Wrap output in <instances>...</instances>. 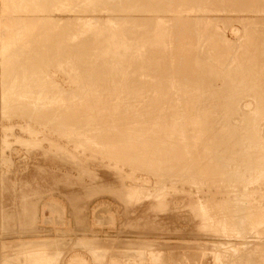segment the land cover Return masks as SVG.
I'll list each match as a JSON object with an SVG mask.
<instances>
[{
	"label": "rangeland",
	"instance_id": "obj_1",
	"mask_svg": "<svg viewBox=\"0 0 264 264\" xmlns=\"http://www.w3.org/2000/svg\"><path fill=\"white\" fill-rule=\"evenodd\" d=\"M8 1L0 0V264H37L43 257L46 260L54 258L55 264H264V174L260 177V172L264 173L263 162H260L264 160V153H254L257 149L264 152V147H261V143H264V112L261 111L263 117L257 114L260 106L261 109L264 108V0H155V4L154 0H26L28 4L35 2L33 6L24 0ZM84 2L86 3L82 4ZM21 6H27V9L25 7L24 10ZM81 18H84V23ZM114 24H117L116 27ZM160 24L165 27L161 29L166 30V38V33L158 30ZM112 25L114 26L111 27ZM117 27H120L118 32L122 31L121 34L116 32ZM110 30L111 33L116 32V37ZM159 31H162L161 35L158 34ZM57 32L58 35H55ZM69 35L73 37L70 38ZM117 35L125 41L121 43ZM157 35L161 41L157 39ZM113 36L114 41L117 39L120 43L117 40L116 44L108 43L109 40L112 42ZM153 38H156L154 42ZM126 40L132 41L133 50L130 46L132 44L128 41L129 45ZM123 42L130 47H126L127 44L124 45ZM161 42L164 50L162 46L159 47ZM117 43L125 47L120 46L119 50ZM142 43L147 46L143 45L146 48L140 53L143 48L139 49L137 46L140 44V47ZM150 43L155 46H149ZM115 45H118L115 49L120 51V57L114 56ZM135 47L139 49L136 51L140 58L136 55ZM126 48L131 49L125 50V54L121 50ZM251 85H256L255 88L259 89L258 97L255 92L253 96V91H250L255 89ZM9 87H12V91ZM14 87L17 92L20 88L19 93H14V98H20L24 92L20 100L24 99L23 103L29 101V106L31 110L34 106L35 113L25 103V108L22 104L18 106L22 102L16 99L18 103L20 101L17 104L13 98ZM254 91L257 92L256 89ZM10 92L11 95H8ZM236 92H239L240 99ZM141 93L142 96H139ZM26 96H30L32 101L35 98V101H39L44 97L43 104L41 100V104L38 101L31 104V99ZM256 97L261 99L259 109L257 106L260 102L256 103ZM6 98L14 99L16 105H11L15 104L14 101L11 100L10 103ZM60 98L61 104L57 100ZM62 98L66 102H62ZM91 98L94 102L89 100ZM105 102L110 108H100L102 105L108 106ZM117 102L120 104L117 105ZM91 104L94 106L93 111ZM111 104L116 108L113 105L112 108ZM132 104L134 105L131 106ZM237 104L241 110L237 108ZM40 106L41 111L35 109ZM95 106L99 107V111H95ZM162 107L167 110V114L165 111L161 112ZM64 108L68 110L65 111ZM140 108L146 109V116L144 111V116H141V110L137 111ZM113 109L115 112L122 110L124 114L120 111L119 116L120 112L116 114ZM131 110L139 113L135 114L137 117L140 115V120L132 112L136 118L133 121L130 117ZM125 111L126 114L129 111L127 117L122 116ZM244 112L247 113L246 117L251 112L250 115L256 114L257 118H263L260 119L261 123H257L259 120L255 121L263 129L258 130L254 123L257 133L261 134L260 141L262 138L261 142H253L254 146L249 142L248 136H243L245 128H239L243 121L241 117L244 119L241 114H245ZM52 113H60L57 122L51 119ZM91 113H98L95 115L97 120H94V114ZM45 114L51 117L46 119ZM193 116L197 117L194 118L196 123L194 119L190 120ZM72 117L74 118L71 119ZM92 117L93 120L90 119ZM162 117L167 119L164 121ZM173 117L182 123L178 125L179 121L173 120ZM142 118L144 121L141 122ZM145 118L150 121H145ZM152 119L158 129L151 123ZM114 120L120 124L117 125ZM125 120L131 123L130 126ZM184 120H188L189 124ZM123 121L133 132L138 129L136 127H144L146 122L153 126L149 124L150 129L149 125H145L144 129L148 127L147 132L141 128L142 134L146 132L143 135L140 133L141 136L136 134L139 129L132 134L138 135V142L132 135L130 139L129 133L133 132L127 129L125 123V127L121 126L123 131L121 130L119 126ZM135 121L136 125L133 123ZM98 122L105 125L104 131L96 128ZM103 122H110V127ZM197 122H201L199 126ZM167 123H170V127ZM245 123H242L243 126L247 125ZM115 124L116 127L113 128ZM162 125L167 130L162 131ZM72 127L75 130L77 128V132ZM149 130L151 133L155 131L156 135L169 131L174 134V138L178 135L177 132H181V137L175 138L176 142L179 138L177 143L180 142L177 149L171 144L174 140L166 145L170 149L159 148L155 144L156 135L153 133L150 136ZM105 131H109L111 136L108 133L105 137ZM124 131L129 134V139ZM197 133L200 138H197ZM211 135L215 136L214 139ZM145 136H150V139ZM142 137L145 139L142 140ZM181 138L185 140L184 144ZM201 138L207 142L202 143ZM129 140H132L131 145ZM146 140L148 143H145ZM151 142L152 147L149 145ZM135 143L137 144L133 145ZM139 143L141 144L138 145ZM256 144L260 146L257 149ZM140 146L143 148H139ZM154 149L159 150L156 151L158 156ZM143 150L147 152H142ZM177 151L182 154L179 152L180 155H177ZM173 153L180 158L174 157ZM256 155L262 159L258 160ZM132 156L134 159L140 156L144 161L140 157V160L133 161ZM256 161L259 164L256 165ZM153 164L156 165L155 168L151 167ZM247 164L251 167L246 166ZM221 221L223 223L220 226Z\"/></svg>",
	"mask_w": 264,
	"mask_h": 264
},
{
	"label": "bare ground",
	"instance_id": "obj_2",
	"mask_svg": "<svg viewBox=\"0 0 264 264\" xmlns=\"http://www.w3.org/2000/svg\"><path fill=\"white\" fill-rule=\"evenodd\" d=\"M9 1H10V0H9ZM9 1H8V2H9ZM24 1H26V0H24ZM27 1H29V0H27ZM27 1H26V2H27ZM30 1H31V0H30ZM33 1H34V0H33ZM33 1H32V2H33ZM36 1H37V0H36ZM76 1H77V0H76ZM158 1H159V0H158ZM161 1H162V0H161ZM22 2H23V1H22ZM48 2H49V1H48ZM89 2H90V1H89ZM125 2H126V1H125ZM150 2H151V1H150ZM195 2H196V1H195ZM242 2H243V1H242ZM23 3H24V2H23ZM33 3L36 4L35 2H33ZM33 3L28 4V2H27V4L30 5V6H33V5H32ZM41 3H42V2H41ZM72 3H73V2H72ZM78 3H79V2H78ZM85 3H86V2H84V3H82V4H85ZM123 3H124V2H123ZM163 3H164V2H163ZM197 3H198V2H197ZM217 3H218V2H217ZM14 4H15V3H13V5H14ZM19 4H20V3H19ZM21 4H22V3H21ZM24 4L26 5V3H24ZM67 4H68V3H67ZM74 4H75V3H74ZM140 4H141V3H140ZM154 4H155V0H154ZM164 4H165V3H164ZM164 4H163V5H164ZM22 5H23V4H22ZM28 5H27V6H28ZM64 5H66V4H64ZM131 5H132V4H131ZM144 5H145V4H144ZM193 5H194V4H193ZM229 5H230V4H229ZM5 6H7V5H5ZM8 6H9V5H8ZM14 6H15V5H14ZM16 6H17V5H16ZM16 6H15V7H16ZM27 6H25L26 9H27ZM30 6H29V7H30ZM38 6H39V5H38ZM53 6H54V5H53ZM56 6H57V5H56ZM89 6H90V5H89ZM155 6H156V5H155ZM194 6H195V5H194ZM235 6H236V5H235ZM15 7H14V8H15ZM17 7H18V6H17ZM21 7H22L23 9L25 8V7H23V6H21ZM69 7H70V6H69ZM134 7H135V6H134ZM166 7H167V6H166ZM186 7H187V6H186ZM19 8H20V7H19ZM52 8H54V7H52ZM59 8H60V7H59ZM126 8H127V7H126ZM147 8H148V7H147ZM161 8H162V7H161ZM233 8H234V7H233ZM16 9H17V8H16ZM30 9H31V8H30ZM68 9H69V8H68ZM86 9H87V8H86ZM257 9H258V8H257ZM14 10H15V9H14ZM18 10H19V9H18ZM20 10H21V8H20ZM24 10H25V9H24ZM99 10H100V9H99ZM127 10H128V9H127ZM135 10H136V8H135ZM233 10H234V9H233ZM66 11H67V10H66ZM83 11H84V10H83ZM154 11H155V10H154ZM162 11H164V10H162ZM192 11H193V10H192ZM11 12H12V11H11ZM197 12H198V11H197ZM197 12H196V13H197ZM202 12H203V11H202ZM157 13H158V12H157ZM233 13H234V12H233ZM32 14H33V13H32ZM160 14H162V12H161ZM181 14H182V13H181ZM254 14H255V13H254ZM129 15H130V14H129ZM150 15H151V14H150ZM178 15H179V14H178ZM192 15H193V14H192ZM8 16H10V15H8ZM14 17H15V16H14ZM23 18H24V17H23ZM197 18H198V17H197ZM227 18H228V17H227ZM9 19H10V18H9ZM81 19H82V18H81ZM83 19H84V18H83ZM83 19H82V20H83ZM148 19H149V18H148ZM171 19H172V18H171ZM177 19H178V18H177ZM203 19H204V18H203ZM48 20H49V19H48ZM82 20H81V21H82ZM109 20H110V19H109ZM156 20H157V17H156ZM193 20H194V18H193ZM15 21H16V19H15ZM67 21H68V20H67ZM85 21H86V20H85ZM98 21H99V20H98ZM110 21H111V20H110ZM194 21H195V20H194ZM8 22H9V21H8ZM72 22H73V21H72ZM151 22H152V21H151ZM179 22H180V21H179ZM199 22H200V21H199ZM202 22H204V21H202ZM3 23H4V22H3ZM14 23H15V22H14ZM73 23H74V22H73ZM83 23H84V20H83ZM114 23H115V22H114ZM4 24H5V23H4ZM10 24H11V23H10ZM23 24H24V23H23ZM25 24H26V23H25ZM50 24H51V23H50ZM79 24H80V23H79ZM200 24H201V23H200ZM13 25H14V24H13ZM28 25H29V24H28ZM56 25H57V24H56ZM84 25H85V24H84ZM87 25H88V24H87ZM90 25H91V24L89 23V26H90ZM94 25H95V24H94ZM114 25H115V24H114ZM114 25H112L111 27H113ZM116 25H117V24H116ZM116 25H115L114 27H116ZM120 25H121V24H120ZM122 25H123V24H122ZM179 25H180V24H179ZM198 25H199V23H198ZM19 26H20V25H19ZM85 26H86V25H85ZM155 26H156V25H155ZM247 26H248V25H247ZM62 27H63V26H62ZM76 27H77V26H76ZM83 27H84V26H83ZM83 27H81V28H83ZM87 27H88V26H87ZM94 27H95V26H94ZM161 27H163V26H161V24H160V27H159L158 30H160ZM170 27H171V26H170ZM195 27H196V26H195ZM206 27H207V26H206ZM29 28H30V27H29ZM66 28H67V27H66ZM68 28H69V27H68ZM117 28H118V27H117ZM163 28H165V27H163ZM163 28H162V29H163ZM180 28H181V27H180ZM56 29H57V27H56ZM72 29H73V28H72ZM72 29H71V30H72ZM79 29H80V28H79ZM119 29H120V27H119L117 30L114 28V30H116V32H118ZM162 29H161V30H162ZM11 30H12V29H11ZM20 30H21V29H20ZM74 30H75V29H74ZM111 30H112V29H111ZM111 30H110V33H111ZM121 30H122V27H121ZM148 30H149V29H148ZM148 30H147V31H148ZM158 30H157V31H158ZM184 30H185V29H184ZM244 30H245V29H244ZM76 31H77V30H76ZM76 31H75V32H76ZM112 31H113V30H112ZM157 31H156V34H157ZM162 31H163V30H162ZM162 31H159L158 34H159L160 32H162ZM165 31H166V30H165ZM165 31H163L162 33L165 34V33H166ZM217 31H218V30H217ZM248 31H249V30H248ZM257 31H258V30H257ZM7 32H8V31H7ZM50 32H51V31H50ZM75 32H74V33H75ZM116 32H115V33H116ZM177 32H178V31H177ZM22 33H23V32H22ZM65 33H66V32H65ZM65 33H62V34H65ZM74 33H72V34H74ZM102 33H103V32H102ZM112 33H113V32H112ZM112 33H111V34H112ZM115 33H113V34L115 35ZM118 33H120V32H118ZM121 33H122V31H121ZM121 33H120V34H121ZM138 33H139V32H138ZM53 34H55V33H53ZM67 34H68V32H67ZM69 34H70V33H69ZM77 34H78V33H77ZM85 34H86V32H85ZM120 34H119V36H121ZM29 35H30V34H29ZM32 35H33V34H32ZM55 35H58V32H57V34H55ZM74 35H75V34H74ZM159 35H161V33H160ZM165 35H166V36H165V38H166V37H167V33H166ZM21 36H22V35H21ZM26 36H27V35H26ZM35 36H36V35H35ZM46 36H47V35H46ZM49 36H50V34H49ZM51 36H53V35H51ZM59 36H60V35H59ZM65 36H66V34H65ZM65 36H64V37H65ZM69 36H70V38L73 37V36H71V35H69ZM75 36H76V35H75ZM117 36H118V35H117ZM119 36H118L117 38H119ZM145 36H146V35H145ZM155 36H156V35H155ZM157 36H158V35H157ZM170 36H171V35H170ZM204 36H205V35H204ZM213 36H214V35H213ZM24 37H25V36H24ZM57 37H58V36H57ZM108 37H109V35H108ZM115 37H116V35H115ZM115 37H114V36L112 37V42H110L111 40H109V41L107 40L108 43L111 44V43L114 42V44H116L115 41H116L117 39H115V41H114V38H115ZM121 37H122V36H121ZM121 37H120V38H121ZM153 37H154V36H153ZM160 37L163 38V36H160ZM209 37H210V36H209ZM13 38H14V37H13ZM18 38H19V37H18ZM46 38H48V37H46ZM50 38H51V37H50ZM105 38H106V36H105ZM120 38H119V40L121 41V43H122V41H125L124 39L121 40ZM156 38H157V37H156ZM156 38H155V40H156ZM15 39H16V38H15ZM38 39H39V38H38ZM44 39H45V38H44ZM66 39H67V38H66ZM103 39H104V38H103ZM103 39H102V41H103ZM109 39H111V37H109ZM127 39H128V38H127ZM143 39H144V38H143ZM157 39H159V41H161L160 38H159V36H158ZM201 39H202V38H201ZM210 39H211V38H210ZM210 39H209V40H210ZM255 39H256V38H255ZM11 40H12V39H11ZM13 40H14V39H13ZM35 40H36V38H35ZM48 40L50 41V39H48ZM63 40H64V39H63ZM119 40H117L118 43H120ZM153 40H154V38L152 39V41H153ZM155 40H154V41H155ZM216 40H217V39H216ZM225 40H226V39H225ZM14 41H16V40H14ZM51 41H52V40H51ZM58 41H59V38H58V40H57V43H58ZM76 41H77V40H76ZM93 41H94V40H93ZM102 41H101V42H102ZM126 41L128 42L129 40H126ZM144 41H145V40H144ZM149 41H150V40H149ZM154 41H153V42H154ZM34 42H35V41H34ZM34 42H33V43H34ZM45 42H46V41H45ZM61 42H62V41H61ZM129 42H130V41H129ZM129 42H128L129 45H130V43L132 44V41H131L130 43H129ZM136 42H137V41H136ZM2 43H3V42H2ZM9 43H10V42H9ZM65 43H66V42H65ZM88 43H89V42H88ZM118 43H117V44H118ZM123 43H124V45L127 44V43L125 44V42H123ZM163 43H165V42H163ZM210 43H211V42H210ZM212 43H213V42H212ZM212 43H211V45H215V44H212ZM214 43H216V42H214ZM217 43H218V42H217ZM246 43H247V42H246ZM40 44H41V43H40ZM63 44H64V43H63ZM75 44H76V43H75ZM91 44H92V43H91ZM91 44H90V45H91ZM95 44H96V43H95ZM114 44H113V45H114ZM128 44H127L126 47H130V46H132V50H133V46H134V44H132V45H130V46H128ZM137 44H138V43H136V45H137ZM152 44H153V43H152ZM152 44L150 43L149 46L152 45ZM157 44H158V43H156V45H157ZM184 44H185V43H184ZM250 44H251V43H250ZM2 45H3V44H2ZM30 45H31V44H30ZM50 45H51V44H50ZM59 45H62V43L59 44ZM93 45H94V42H93ZM98 45H99V44H98ZM113 45H111V46H113ZM118 45H119V44H118ZM118 45H115V47H113V48L115 49ZM124 45H121V44H120V45L118 46V49L120 50V49H121L120 46H124ZM136 45H135V46H136ZM139 45H140V44H139ZM139 45L137 46L139 49L143 48V49L140 50L139 52H140V53H141V51L144 52V49H145L146 47L144 48L143 45L147 46V44H143V43H142V45H141L140 47H139ZM153 45L155 46V44H153ZM159 45H160L159 47L162 46V49H163V45H164V44H162V42H161V44L159 43ZM7 46H8V45H7ZM9 46H10V44H9ZM39 46H40V45H39ZM51 46H52V45H51ZM55 46H56V43H55ZM111 46H110L109 48H111ZM157 46H158V45H157ZM165 46H166V45H165ZM225 46H226V45H225ZM225 46H224V47H225ZM28 47H29V45H28ZM37 47H38V46H37ZM57 47H58V44H57ZM97 47H98V46H97ZM124 47H125V46H124ZM137 47H135V49H134L135 51H136V50H139ZM151 47L153 48V46H151ZM175 47H176V46H175ZM179 47H180V46H179ZM200 47H201V46H200ZM217 47H218V46H217ZM7 48H8V47H7ZM12 48H13V47H12ZM42 48H43V47H42ZM59 48H60V47H59ZM79 48H80V47H79ZM113 48H112V49H113ZM156 48H157V47H156ZM92 49H93V48H92ZM114 49H113V50H114ZM116 49H117V48H116ZM116 49H115L114 51L117 52ZM122 49H123V48H122ZM130 49H131V48H130ZM130 49H127V48H126V49L121 50V51H124L125 54H126V53H127L126 51H127V50H130ZM148 49H149V48H148ZM184 49H185V48H184ZM221 49H223V47H222ZM248 49H249V48H248ZM2 50H3V49H2ZM36 50H37V49H36ZM53 50H54V49H53ZM57 50H58V49H57ZM85 50H86V49H85ZM90 50H91V49H90ZM96 50H97V48H96ZM99 50H100V49H99ZM107 50H108V48H107ZM125 50H126V51H125ZM132 50H131V52L133 53ZM163 50H164V49H163ZM230 50H231V49H230ZM13 51H14V50H13ZM40 51H41V50H40ZM79 51H81V49H80ZM88 51H89V50H88ZM101 51H102V50H101ZM105 51H106V50H105ZM145 51H146V50H145ZM161 51H162V50H161ZM176 51H177V50H176ZM176 51H175V52H176ZM186 51H187V50H186ZM220 51H221V50H220ZM238 51H239V50H238ZM7 52H8V51H7ZM7 52H6V53H7ZM106 52H107V51H106ZM109 52L112 53V51H110V49H109ZM109 52H107V53H109ZM116 52H115V55H114L113 53H112V54H113L114 56H116V57H117V56L120 57V56H119L120 51L117 52V53H116ZM129 52H130V51H129ZM139 52H138V54H137V51H136V55H137V57H138V55H139ZM143 52H142V54H143ZM149 52H151V51H149ZM178 52H179V51H178ZM182 52H183V51H182ZM6 53H5V54H6ZM14 53H15V52H14ZM39 53H40V52H39ZM51 53H52V51H51ZM69 53H70V52H69ZM93 53H94V52H93ZM101 53H102V52H101ZM103 53H104V52H103ZM103 53H102V54H103ZM107 53H106V55H107ZM134 53H135V52H134ZM134 53H133V54H134ZM160 53H161V52H160ZM192 53H193V52H192ZM195 53H196V51H195ZM60 54H61V53H60ZM116 54H117V55H116ZM125 54L123 55V53H121L120 55H122L123 57H125ZM166 54H167V53H166ZM208 54H209V53H208ZM221 54H222V53H221ZM16 55H17V54H16ZM36 55H37V54H36ZM40 55H41V54H40ZM51 55H52V54H51ZM97 55H99V53H98ZM103 55H105V53H104ZM103 55H102V56H103ZM106 55H105V56H106ZM131 55H132V54H131ZM136 55H135V56H136ZM160 55H161V54H160ZM162 55H163V54H162ZM227 55H228V54H227ZM9 56H10V55H9ZM43 56H44V55H43ZM77 56H78V55H77ZM108 56H109V55H108ZM108 56H107V57H108ZM110 56H111V55H110ZM129 56H130V55H129ZM143 56H144V55H143ZM229 56H230V54H229ZM7 57H8V56H7ZM20 57H21V56H20ZM27 57H28V56H27ZM71 57H72V56H71ZM99 57H100V55H99ZM123 57H121V59H123ZM127 57H128V56H127ZM140 57H141V56H140ZM140 57H138V58H140ZM146 57H147V56H146ZM157 57H158V56H157ZM159 57H160V56H159ZM173 57H175V56H173ZM198 57H199V56H198ZM235 57H236V56H235ZM4 58H5V56H4ZM10 58H11V57H10ZM44 58H45V56H44ZM84 58H85V57H84ZM95 58H96V57H95ZM114 58H115V57H114ZM134 58H135V57H134ZM155 58H156V57H155ZM208 58H209V57H208ZM45 59H46V58H45ZM89 59H90V58H89ZM107 59H108V58H107ZM109 59H110V57H109ZM121 59H120V60H121ZM160 59L162 60V58H160ZM160 59H159V60H160ZM168 59H169V58H168ZM179 59H180V58H179ZM193 59H194V58H193ZM198 59H199V58H198ZM220 59H221V58H220ZM226 59H227V58H226ZM251 59H252V58H251ZM2 60H3V59H2ZM43 60H44V59H43ZM52 60H53V59H52ZM76 60H77V59H76ZM85 60H86V59H85ZM100 60H101V59H100ZM173 60H174V58H173ZM213 60H214V59H213ZM93 61H94V60H93ZM98 61H99V60H98ZM115 61H116V60H115ZM2 62H3V61H2ZM12 62H14V61H12ZM28 62H29V61H28ZM46 62H47V61H46ZM174 62H176V61H174ZM247 62H248V61H247ZM5 63H6V62H5ZM104 63H105V62H104ZM107 63H108V62H107ZM147 63H148V62H147ZM163 63H164V62H163ZM202 63H203V62H202ZM60 64H61V63H60ZM74 64H75V63H74ZM195 64H196V63H195ZM6 65H7V63H6ZM8 65H9V64H8ZM106 65H107V64H106ZM114 65H115V64H114ZM166 65H167V64H166ZM196 65H197V64H196ZM208 65H210V64H208ZM217 65H218V64H217ZM77 66H78V65H77ZM118 66H119V65H118ZM137 66H138V65H137ZM137 66H136V67H137ZM143 66H144V65H143ZM145 66H146V65H145ZM148 66H149V65H148ZM106 67H107V66H106ZM166 67H167V66H166ZM196 67H197V66H196ZM21 68H22V67H21ZM85 68H86V67H85ZM205 68H207V67H205ZM210 68H212V67H210ZM237 68H238V67H237ZM26 69H27V68H26ZM69 69H70V68H69ZM133 69H134V68H133ZM165 69H166V68H165ZM7 70H8V69H7ZM61 70H62V69H61ZM73 70H74V69H73ZM75 70H76V69H75ZM155 70H156V68H155ZM33 71H34V70H33ZM36 71H37V70H36ZM4 72H5V71H4ZM9 72H10V71H9ZM9 72H8V73H9ZM165 72H166V71H165ZM247 72H248V70H247ZM254 72H255V71H254ZM261 72H262V71H261ZM19 73H20V72H19ZM147 73H148V72H147ZM174 73H175V72H174ZM238 73H239V72H238ZM245 73H246V72H245ZM73 74H74V73H73ZM162 74H163V73H162ZM196 74H197V73H196ZM204 74H205V73H204ZM217 74H218V73H217ZM229 74H230V73H229ZM253 74H254V73H253ZM11 75H12V74H11ZM86 75H87V74H86ZM197 75H198V74H197ZM241 75H242V71H241ZM12 76H13V75H12ZM18 76H19V75H18ZM38 76H39V74H38ZM81 76H82V75H81ZM95 76H96V75H95ZM97 76H98V75H97ZM123 76H124V75H123ZM150 76H151V75H150ZM221 76H222V75H221ZM43 77H44V76H43ZM102 77H104V76H102ZM164 77H165V76H164ZM230 77H231V76H230ZM236 77H237V76H236ZM244 77H245V74H244ZM244 77H241V78L243 79ZM207 78H208V77H207ZM221 78H222V77H221ZM223 78H224V77H223ZM90 79H91V78H90ZM92 79H93V78H92ZM102 79H103V78H102ZM182 79H183V78H182ZM189 79H190V78H189ZM227 79H228V76H227ZM229 79H230V78H229ZM248 79H249V78H248ZM258 79H259V78H258ZM68 80H69V79H68ZM79 80H80V79H79ZM150 80H151V79H150ZM176 80H177V79H176ZM212 80H213V79H212ZM216 80H217V79H216ZM237 80H238V79H237ZM245 80H246V78H245ZM259 80H260V79H259ZM23 81H24V80H23ZM41 81H42V80H41ZM80 81H81V80H80ZM103 81H104V80H103ZM194 81H195V80H194ZM203 81H204V80H203ZM229 81H230V80H229ZM241 81H242V80H241ZM92 82H93V81H92ZM97 82H98V81H97ZM101 82H102V80H101ZM174 82H175V81H174ZM243 82H244V80H243ZM40 83H41V82H40ZM54 83H55V82H54ZM73 83H74V81H73ZM81 83H82V82H81ZM90 83H91V82H90ZM203 83H204V82H203ZM226 83H227V82H226ZM233 83H234V81H233ZM237 83H238V82H237ZM52 84H53V83H52ZM86 84H87V83H86ZM152 84H153V83H152ZM228 84H229V83H228ZM230 84H231V83H230ZM38 85H39V84H38ZM45 85H46V84H45ZM55 85H56V84H55ZM84 85H85V84H84ZM84 85H83V86H84ZM163 85H164V84H163ZM173 85H174V84H173ZM173 85H172V86H173ZM198 85H199V84H198ZM204 85H206V84H204ZM238 85H239V84H238ZM5 86H6V85H5ZM14 86H15V85H14ZM34 86H35V85H34ZM36 86H37V85H36ZM47 86H48V85H47ZM83 86H82V87H83ZM113 86H114V85H113ZM183 86H184V85H183ZM183 86H182V88H183ZM251 86H252V85H251ZM253 86H254V85H253ZM253 86H252V87H253ZM261 86H262V85H261ZM16 87H18V86L16 85ZM41 87H42V85H41ZM41 87H40V88H41ZM58 87H59V86H58ZM89 87H90V86H89ZM95 87H96V86H95ZM121 87H122V86H121ZM205 87H206V86H205ZM210 87H212V86H210ZM255 87H256V85L254 86V88H255ZM37 88H38V87H37ZM42 88H43V87H42ZM84 88H85V87H84ZM99 88H100V86H99ZM99 88H98V89H99ZM160 88H161V87H160ZM244 88H245V86H244ZM247 88H248V87H247ZM250 88H251V87H250ZM250 88H249V89H250ZM8 89L11 90L12 87H9ZM14 89H15V87H14ZM21 89H22V87H21ZM54 89H55V88H54ZM200 89H201V88H200ZM205 89H206V88H205ZM219 89H220V88H219ZM255 89L257 90V92L254 91ZM255 89H252V90H250V91H251V92L253 91V93L255 92V93H256V96L258 97L257 94H258V92H259V89H257V88H255ZM10 90H8V92H9ZM18 90H19V92H20V88H19ZM23 90H24V89H23ZM83 90H84V89H83ZM90 90H91V92H93L92 89H90ZM99 90H100V89H99ZM238 90H239V89H238ZM238 90H237V91H238ZM245 90H246V89H245ZM245 90H244V91H245ZM247 90H248V89H247ZM247 90H246V91H247ZM261 90H262V92H263V89H261ZM11 91H12V90H11ZM13 91H14V90H13ZM32 91H33V89H32ZM45 91H46V89H45ZM49 91H50V89H49ZM84 91H85V90H84ZM117 91H118V90H117ZM205 91H206V90H205ZM205 91H204V92H205ZM239 91L241 92V90H239ZM242 91H243V90H242ZM250 91H249V92H250ZM16 92H17L16 89H15V92H12V94H13V98H14V93H16ZM19 92H17V93H19ZM22 92H23V91H22ZM35 92H36V90H35ZM50 92H52V91H50ZM86 92H87V91H86ZM86 92H85V94H86ZM91 92H89V95H90ZM194 92H195V91H194ZM201 92H202V91H201ZM249 92H248V94H249ZM6 93H7V92H6ZM38 93H39V92H38ZM56 93H58V92H56ZM80 93H81V92H80ZM99 93H100V92H99ZM102 93H103V92H102ZM112 93H115V92H112ZM130 93H131V92H130ZM207 93H208V92H207ZM236 93H237V92H236ZM242 93H243V92H242ZM242 93H240L241 96H242ZM255 93L253 94V96L255 95ZM3 94H4V93H3ZM23 94H25V93L23 92V93L21 94L22 97H21V95H20L19 97H20V98H23V96H24ZM31 94L34 95L33 93H31ZM40 94H41V93H40ZM54 94H55V93H54ZM58 94H60V93H58ZM94 94H95V92H94ZM177 94H178V93H177ZM201 94H202V93H201ZM6 95H7V94H6ZM8 95H11V92H10V94H8ZM16 95H17V96H16ZM28 95H29V94H28ZM41 95H42V94H41ZM41 95H38V96H41ZM45 95H46V93H45ZM82 95H83V94H82ZM86 95H87V94H86ZM133 95H134V94H133ZM135 95H136V94H135ZM191 95H192V94H191ZM237 95H238V98H239V97H240V96H239V92L237 93ZM245 95H246V94H245ZM262 95H263V94H262ZM262 95H261V96H262ZM15 96L18 97V94H15ZM46 96L48 97V94H47ZM46 96H45V97H46ZM56 96H57V95H56ZM58 96L60 97V95H58ZM70 96H72V95H70ZM139 96H142V93L139 94ZM192 96H193V95H192ZM209 96H210V95H209ZM214 96H215V95H214ZM247 96H248V95H247ZM251 96H252V95H250V97H251ZM253 96H252V99L254 98ZM261 96H260V97H261ZM26 97H29V98L31 99L30 96H26ZM33 97H34V96H33ZM52 97H53V96H52ZM85 97H86V96H85ZM85 97H84V98H85ZM87 97H88V96H87ZM90 97H91V96H90ZM96 97H98L97 99H99V96H98V95H97ZM106 97H107V96H106ZM111 97H112V96H111ZM119 97H120V96H119ZM119 97H118V98H119ZM126 97H127V96H126ZM136 97H138V96L136 95ZM136 97H135V98H136ZM181 97H183V96H181ZM257 97L255 98V99H257V101H258V102H256V103H259V102L261 101V99L259 98V99H260V100H259ZM7 98H9V97H7ZM7 98H6V99H7ZM20 98H16V99H17V100H18V99L20 100ZM29 98H28V100H30ZM43 98H44V97H43ZM43 98H42V100H43ZM49 98H50V97H49ZM55 98H56V97H55ZM55 98H53V99H55ZM63 98H65V96H63ZM63 98H62V102H63V100H64ZM80 98H81V96H80ZM93 98L95 99V97H93ZM123 98H124V97H123ZM139 98H140V97H139ZM149 98H150V97H149ZM159 98H160V97H159ZM184 98H185V97H184ZM194 98H195V96H194ZM212 98H213V97H212ZM217 98H218V97H217ZM241 98H242V97H241ZM261 98H263V97H261ZM6 99H5V100H6ZM10 99L14 101L15 98H14V99L10 98ZM16 99H15V101H16ZM33 99H34V98H33ZM35 99H36V98H35ZM35 99L33 100L34 103H36V102L38 101V100L35 101ZM37 99H38V97H37ZM72 99H74V98H72ZM87 99H88V98H87ZM94 99H93V100H94ZM97 99H96L95 102H97ZM100 99H101V98H100ZM121 99H122V98H121ZM164 99H166L165 96H164ZM235 99H236V98H235ZM239 99H240V98H239ZM239 99H238V100H239ZM5 100H4V101H5ZM7 100H8V99H7ZM11 100H8V101L11 103ZM23 100H24V99H23ZM23 100H22V101H23ZM40 100H41V99H39V101H40ZM42 100L40 101L41 103H42ZM45 100H46V99H44V101H45ZM48 100H49V99H48ZM50 100H52V99H50ZM50 100H49V101H50ZM57 100L60 101L61 98H60V99H57ZM57 100H56V101H57ZM66 100H67V99H66ZM74 100H75V99H74ZM84 100H85V99H84ZM89 100H92V98L89 99ZM89 100H88V101H89ZM93 100H92V101H93ZM105 100L110 101L109 99H105ZM113 100H115L114 97H113ZM116 100H117V99H116ZM119 100H120V99H119ZM194 100H195V99H194ZM199 100H200V99H199ZM244 100H245V99H244ZM246 100H247V99H246ZM15 101H14L15 104H11V105H16V102H17V101H16V102H15ZM20 101H21V100H20ZM20 101H19V103H20ZM22 101H21V102H22ZM30 101H31V104H32V102H33L32 99H31ZM39 101H38V102H39ZM44 101H43V102H44ZM52 101H53V100H52ZM54 101H55V100H54ZM59 101H57V102H59ZM76 101H78V100H76ZM80 101H82V100H80ZM86 101H87V100H86ZM86 101H85V102H86ZM92 101H91V102H92ZM100 101H101V100H100ZM100 101L98 100V102H100ZM102 101H103V98H102ZM107 101H106V102H107ZM111 101H112V100H111ZM145 101H146V100H145ZM157 101H158V100H157ZM202 101H203V100H202ZM222 101H223V100H222ZM239 101H242V100H239ZM239 101H238V103H239ZM254 101H255V100H254ZM2 102H3V101H2ZM2 102H1V103H2ZM28 102H29V101H27V103H28ZM40 102H39V103H40ZM45 102H46V101H45ZM47 102H48V101H47ZM64 102H66V101L64 100ZM69 102H70V101H69ZM72 102H73V100H72ZM93 102H94V101H93ZM103 102H104V101H103ZM106 102H105V103H106ZM112 102H113V101H112ZM130 102H131V101H130ZM155 102H156V101L154 100V103H155ZM158 102H161V101H158ZM227 102H228V101H227ZM262 102H263V101H262ZM3 103H4V102H3ZM3 103H2V104H3ZM6 103H7V101H6ZM6 103H5V105H6ZM12 103H13V102H12ZM19 103L17 102V104H19ZM24 103H25V101H24ZM24 103L22 102V103H20V105H18V106H21V104H22V106H24L23 108H25L26 106H27V107L29 106V103H28V104L25 103L26 106H25ZM39 103H38V106L41 104V103H40V104H39ZM51 103H52V102H51ZM51 103H50V104H51ZM70 103H71V102H70ZM73 103H74V105L77 106L76 102H73ZM107 103H108V102H107ZM107 103H106V104H107ZM142 103H143V102H142ZM152 103H153V102H152ZM161 103H162V102H161ZM189 103H190V102H189ZM236 103H237V102H236ZM256 103H255V104H256ZM263 103H264V102H263ZM2 104H1V105H2ZM23 104H24V105H23ZM31 104H30V105H31ZM42 104H43V103H42ZM54 104H55V103H54ZM58 104H59V103H58ZM60 104H61V101H60ZM64 104H65V103H64ZM79 104H80V103H79ZM88 104H90V103H88ZM92 104L94 105L95 103H92ZM92 104H91V106H92ZM108 104H109V103H108ZM108 104H107V105H108ZM113 104H114V102H113ZM113 104H111V107H112ZM118 104H120V103L117 102V105H118ZM129 104H130V103H129ZM158 104H159V103H158ZM198 104H199V103H198ZM213 104H214V103H213ZM218 104H219V103H218ZM239 104H242V103H239ZM239 104H237V108L240 107V106H238ZM260 104H262V103L260 102V103L258 104V106L256 105V106L258 107V109H259ZM7 105H8V104H7ZM9 105H10V104H9ZM34 105H36V104H34ZM51 105H52V104H51ZM62 105H63V103H62ZM66 105H67V104H66ZM85 105H87V103H86ZM85 105H84V106H85ZM96 105L98 106L99 104L96 103ZM114 105H115V104H114ZM114 105H113V106H114ZM133 105H134V104H132L131 106H133ZM156 105H157V103H156ZM162 105H163V103H162ZM174 105H175V104H174ZM199 105H200V104H199ZM201 105H202V104H201ZM226 105H227V104H226ZM252 105H253V104H252ZM32 106H33V105H32ZM46 106H47V105H46ZM70 106H71V105H70ZM79 106H80V105H79ZM97 106H95V107H97ZM99 106H100V105H99ZM105 106H106V105H105ZM131 106H130V107H131ZM194 106H195V105H194ZM227 106H228V105H227ZM256 106L254 105V107H256ZM3 107H4V104H3ZM6 107H7V106H6ZM13 107H15V106H13ZM16 107H17V106H16ZM29 107H30V106H29ZM42 107H43V109H44V106H42ZM61 107H62V106H61ZM68 107H69V106H68ZM68 107H67V108H68ZM82 107H83V106H82ZM86 107H87V106H86ZM88 107H89V105H88ZM88 107H87V109H88ZM93 107H94V106H92V111L94 110ZM101 107H102L103 109H104V108H105V109H108V108H110V105H108V106H106V107H104V106L102 105V106H100V108H101ZM107 107H108V108H107ZM114 107H115V106H114ZM134 107H135V106H134ZM134 107H132V108H134ZM146 107H147V106H146ZM159 107H160V106H159ZM167 107H168V106H167ZM200 107H201V106H200ZM230 107H231V106H230ZM254 107H253V108H254ZM8 108H10V107H8ZM11 108H12V107H11ZM11 108H10V109H11ZM17 108H18V107H17ZM17 108H16V109H17ZM33 108H34V106L32 107V110H31V107H30V111H33ZM45 108H46V107H45ZM65 108H66V107H65ZM65 108H64V109H65ZM98 108H99V107H97V109L95 108V109H96L95 111H97ZM112 108H113V107H112ZM112 108H111V110H112ZM115 108H116V107H115ZM115 108H114V109H115ZM121 108H122V107H121ZM132 108H131V109H132ZM151 108H152V107H151ZM162 108H163V109H162L161 112H163V111L166 112V111H167V110H164V109H165L164 107H162ZM197 108H198V107H197ZM243 108H244V107H243ZM262 108H263V106H262ZM4 109H6V108L4 107ZM4 109H3V111H5ZM14 109H15V108H14ZM16 109H15V110H16ZM35 109H36V110H39V109L42 110L41 106H40V108H38V109L35 108ZM62 109H63V108H62ZM84 109H85V107H84ZM84 109H83V110H84ZM114 109H113V111H114ZM117 109H119L118 106H117ZM117 109H115V110H117ZM124 109H125V107H124ZM124 109H123V111H124ZM127 109L130 110V108H128V107H127ZM136 109H137V108H136ZM142 109H143V108H142ZM170 109H171V108H170ZM239 109H240V108H239ZM27 110H28V109H27ZM41 110H39V111H41ZM45 110H46V109H45ZM67 110H68V109H67ZM67 110L65 109V111H67ZM88 110H89V109H88ZM88 110H84V111L87 112ZM90 110H91V108H90ZM125 110H126V109H125ZM132 110H133V109H132ZM132 110L130 111V115H131V116H130V115H129V116H130L132 119L134 118V119L136 120L135 116L132 114V112H133L135 109H134L133 111H132ZM140 110H141V108H140L139 110H137V111L139 112ZM145 110H146V109L140 111V112H141V116H144V115H142V114L146 112ZM151 110H152V109H151ZM171 110H172V109H171ZM195 110H196V109H195ZM240 110H241V109H240ZM240 110H239V111H240ZM263 110H264V108L261 109V106H260V112H259V110H258L259 113L257 112V109H256V112H257L258 116H259V114H261V111H262V113L264 112ZM7 111H8V110H7ZM17 111H19V110H17ZM24 111H25V110H24ZM54 111H55V110H54ZM92 111H89V112H92ZM95 111H94V112H95ZM98 111H99V110H98ZM108 111H109V110H108ZM108 111H107V112H108ZM118 111H119V112H120V111L122 112V110H118ZM118 111H117V112H118ZM137 111H135V113H136ZM142 111H144V112L142 113ZM204 111H206V110H204ZM209 111H210V110H209ZM237 111H238V109H237ZM237 111H236V112H237ZM243 111H244V110H243ZM246 111H248V110H246ZM246 111H245V112H246ZM10 112H11V111H10ZM21 112H22V111H21ZM33 112L35 113L36 111H33ZM37 112H38V111H37ZM42 112H43V111H42ZM42 112H41V114H42ZM46 112H47V111H45V113H46ZM63 112H64V111H63ZM71 112H72V111H71ZM71 112H69V114H70ZM74 112H75V110H74ZM76 112H77V111H76ZM110 112H112V111H110ZM114 112H115V111H114ZM117 112H115V113L117 114ZM121 112H120V114L118 113L119 116H121ZM138 112H137V114H139ZM175 112H176V111H175ZM187 112H188V111H187ZM190 112H191V111H190ZM224 112H225V111H224ZM245 112H244V113H245ZM256 112H255V113H256ZM24 113H25V112H24ZM54 113H55V112H54ZM66 113H67V112H66ZM66 113H64V114H66ZM100 113H102V112H100ZM100 113H99V114H100ZM115 113H114V115H115ZM128 113H129V111H127V114H128ZM133 113H134V112H133ZM135 113H134V114H135ZM169 113H170V111H169ZM177 113H178V112H177ZM204 113H205V112H204ZM231 113H232V112H231ZM250 113H251V112H250ZM250 113L248 114L249 116H247V117L250 118V120L246 117L247 113H245V114L242 113V114H241V115H244V116H243L244 119H242V117H241V120H243L244 122H243V121H241V123L239 122V123H240V124H239V125H240L239 128H242V127L245 128V129L242 128L243 131H244V133L246 132L243 136H244V137H247V136H248L249 142L252 144L253 142L256 143V142L260 141V137H261L260 135H261V134H260V133H257V131H258L259 129H263V128H261V126H260V128H259L258 124H256L255 121L257 122V121L259 120V121L257 122V123H259V122H260V119H263L264 117H263V115L261 114L263 118H262V117H261V118H260V117L257 118L258 116L256 117V114H251V115H250ZM55 114H56V113H55ZM55 114L53 115V113H52L51 115H52V117L54 116V117H56V118H52L49 114H48V115L51 117V119H53L55 122H57V121H58V120H57V117L59 116L60 113H59V114L57 113V115H55ZM72 114H73V113H72ZM75 114H76V113H75ZM82 114H83V113H82ZM93 114H94V113H91V115H93ZM97 114H98V113H95V114L93 115L94 120H97V119H95V117L97 116ZM112 114H113V112H112ZM122 114H124V112H122ZM127 114H126V111H125V115H122V116H126V117H127ZM146 114H147V113H145V116H146ZM156 114H157V113H156ZM159 114H160V113H159ZM166 114H167V112H166ZM171 114H172V113H171ZM200 114H201V112H200ZM200 114H199V115H200ZM205 114H206V113H205ZM263 114H264V113H263ZM22 115H23V114H22ZM39 115H40V114H39ZM45 115H46V119H47L49 116L47 117V114H45ZM76 115H78V113H77ZM83 115H84V114H83ZM86 115H88V113H86ZM86 115H85V116H86ZM95 115H96V116H95ZM103 115H105V114L103 113ZM110 115H111V114H110ZM135 115H136V114H135ZM193 115H194V114H193ZM195 115H196V114H195ZM195 115H194V116H195ZM241 115H240V116H241ZM261 115H260V116H261ZM60 116L62 117L63 115H60ZM67 116H68V115H67ZM71 116H72V115H71ZM100 116H101V115H100ZM116 116H117V115H116ZM129 116H128V117H129ZM132 116H133V117H132ZM139 116H140V115H139ZM139 116H138V117H139ZM173 116L175 117V114H174ZM180 116H181V115H180ZM185 116H187V115L185 114ZM194 116H193L192 118H190V120H193L194 118H197V117H194ZM200 116H201V115H200ZM204 116H205V115H204ZM69 117H70V116H69ZM93 117L90 118V119L93 120ZM103 117H104V116H103ZM105 117H106V115H105ZM107 117H108V115H107ZM110 117H111V116H110ZM126 117H125V118H126ZM136 117H137V115H136ZM138 117H137V119L140 120V117H139V118H138ZM160 117H161V116H160ZM167 117H168V116H167ZM174 117H173V120H175V121H179V119L176 120V118H178V117H177V114H176V118H175V119H174ZM187 117H188V116H187ZM187 117H186V118H187ZM189 117H190V116H189ZM238 117H239V114H238ZM73 118H74V117H72L71 119H73ZM98 118H99V117H98ZM108 118H109V117H108ZM111 118H113V117H111ZM111 118H110V119H111ZM114 118H115V116H114ZM114 118H113V119H114ZM118 118H119V117H118ZM120 118L122 119V117H120ZM120 118H119V119H120ZM131 118H130V119H131ZM162 118H163L164 121H165V118H166V117H165V118L162 117ZM181 118H182V116H181ZM181 118H180V119H181ZM186 118H185V119H186ZM200 118H201V117H200ZM200 118H199V119H200ZM202 118H203V117H202ZM207 118H208V117H207ZM245 118H247L246 120H247V121L249 120V122L245 123V121H246ZM256 118H257V120H256ZM49 119H50V118H49ZM51 119H50V121H51ZM58 119H59V117H58ZM65 119H66V118H65ZM71 119H70V120H71ZM77 119H78V118H77ZM81 119H82V117H81ZM81 119H80V120H81ZM83 119H84V117H83ZM86 119H87V118H86ZM88 119H89V116H88ZM99 119H100V118H99ZM103 119H105V118H103ZM106 119H107V118H106ZM121 119H120V120H121ZM127 119H128V118H127ZM127 119H126V120H127ZM132 119H131V120H132ZM134 119H133V121H134ZM153 119H155V118H153ZM153 119H152V122H151V123H154ZM166 119H167V118H166ZM171 119H172V118H171ZM171 119L168 118V120H171ZM187 119H188V118H187ZM230 119H231V118H230ZM53 120H52V122H54ZM56 120H57V121H56ZM108 120H109V119H108ZM108 120H106V121H108ZM122 120H123V119H122ZM126 120H125V121H126ZM146 120H148V119L145 118V121H146ZM156 120L158 121V118H156ZM160 120H161V119H159V121H160ZM188 120H189V119H188ZM188 120H187V121H188ZM195 120H196V119H194V121H195ZM197 120H198V119H197ZM207 120H208V119H207ZM59 121H60V120H59ZM68 121H69V119H68ZM73 121H74V120H73ZM82 121H83V120H82ZM98 121H99V120H98ZM106 121H105V122H106ZM110 121H111V120H110ZM142 121H144L143 118H142L141 122H142ZM148 121H150V119H149ZM175 121H173V122H175ZM187 121L184 120V122H187ZM199 121H200V120H199ZM218 121H219V120H218ZM239 121H240V120H239ZM70 122H71V121H70ZM79 122H80V121H79ZM84 122H85V121H84ZM96 122H97V121H96ZM105 122H103V123H105ZM114 122H115V120H114ZM116 122H117V121H116ZM116 122H115V123H116ZM126 122H127V121H126ZM126 122L123 121V122H122L123 124L121 123V125H120L119 127L121 128L122 125L125 127V125H126L127 129L129 130L127 124H129V126H130L131 123H128V122H127V124H126ZM130 122H132V121H130ZM136 122H137V121H135V122H133V123L135 124ZM139 122H140V121H139ZM162 122H163V121H162ZM166 122H168V121H166ZM170 122H171V121H170ZM180 122H181V121L177 122V124L179 125ZM207 122H208V121H207ZM90 123H91V125H92V122H90ZM94 123H95V121H94ZM94 123H93L92 126H94ZM109 123H110V122H109ZM109 123H108V124L105 123V124L109 125L108 127H110V124H109ZM124 123H125V125H124ZM143 123H144V122H143ZM148 123H149V122H148ZM151 123H149V124H151ZM159 123H160V122H159ZM159 123H157V124H159ZM181 123H182V122H181ZM190 123H191V121H190ZM194 123H196V121H195ZM197 123H198V126H199V123H201V122H197ZM204 123H206V122H204ZM242 123H245V124H247V125L243 126L244 124H242ZM254 123H255L256 126H258V127H257V129L259 128L258 130L256 129V126L254 127ZM260 123H261V122H260ZM74 124H75V123H74ZM101 124H102V123H99V122H98V126H99V127L96 125V128H101V130L103 129V127L105 128V125H103V124H102V127H100ZM116 124H117V123H116ZM116 124H115V126H114L113 128L116 127ZM119 124H120V123H118L117 125H119ZM138 124H140V123H138ZM149 124H147V122H146V124L144 123V127H145V125L148 126ZM161 124H162V123H161ZM163 124H165V122H164ZM167 124H169L168 126L170 127V123H167ZM177 124H176V125H177ZM187 124H189V121L187 122ZM187 124H186V125H187ZM192 124H193V123H192ZM241 124H242V125H241ZM91 125H90V126H91ZM107 125H106V127H107ZM113 125H114V124H112V126H113ZM135 125H136V124H135ZM151 125H152V124H151ZM176 125H175V127H177ZM184 125H185V124H184ZM194 125L197 126L196 124H194ZM224 125H225V124H224ZM235 125H236V123H235ZM235 125H234V126H235ZM237 125H238V124H237ZM237 125H236V126H237ZM90 126H89V127H90ZM92 126H91V127H92ZM147 126H146V128L148 129V127H149L150 125H149L148 127H147ZM152 126H153V125H152ZM154 126H155V129H156L157 126L155 125V123H154ZM172 126L174 127L173 124H172ZM236 126H235V128H236ZM241 126H242V127H241ZM65 127H67V126H65ZM89 127H88V128H89ZM133 127H134V126H133ZM135 127H136V126H135ZM135 127H134V128H135ZM144 127H143V126L140 127V128H139V127H136V128H138V129L140 130V132H139L138 129H137L138 131L135 129V131H137V133H136L135 131L133 132V130L131 131V129H130L129 131L133 132V133H129V134H130V139H131V137L134 135V133H136V134H138V135L141 136V134H142L141 131H142V130H143V131H146V128L144 129ZM159 127H160V126H159ZM165 127H166V126H165ZM165 127H164V128H165ZM182 127H183V125H182ZM217 127H218V126H217ZM69 128H70V127H69ZM72 128H73V127H72ZM96 128H95V129H96ZM130 128H131V127H130ZM141 128H143V129L141 130ZM149 128L151 129V126H150ZM162 128H163V125H162ZM164 128H163V129L159 128V131H160V129H161L162 131H163V130H167V129H164ZM180 128H181V125H180ZM184 128H186V127H184ZM184 128H183V130H184ZM226 128H228V127H226ZM73 129H74V128H73ZM89 129H91V128H89ZM89 129H88V130H89ZM92 129H93V127H92ZM92 129H91V130H92ZM105 129H106V128H105ZM116 129L120 131L119 128H116ZM116 129H113V130H116ZM125 129H126V128H125ZM132 129H133V128H132ZM157 129H158V128H157ZM176 129H177V128H176ZM214 129H215V128H214ZM74 130H75V129H74ZM76 130H77V128H76ZM76 130H75V131H76ZM83 130H84V129H83ZM97 130H98V129H97ZM97 130H95V131H97ZM121 130L123 131V128H121ZM152 130H154L153 127H152ZM168 130H169V129H168ZM185 130H186V129H185ZM185 130H184V131H185ZM198 130H199V129H198ZM198 130H197V131H198ZM212 130H213V129H212ZM223 130H224V129H223ZM223 130H222V132H223ZM225 130H226V129H225ZM231 130H232V129H231ZM238 130H239V129H238ZM238 130H237V131H238ZM240 130H241V129H240ZM71 131H72V130H71ZM103 131H104V129H103ZM126 131H127V130H126ZM129 131H128V132H129ZM169 131H170V130H169ZM169 131H165V133H164V132H163V133H160V132L158 133V132H157L158 135H156V134H155V133H156L155 131L151 133V131L149 130L148 132H150V133H148V134H149V135H150V134L153 135V133H154V135H156L157 141L155 140V141H156L155 144H157V146H158L159 148H164V147H166V145H167V143H168L169 141L171 142V140H174L173 143L171 142V144L173 145V147H175V148L177 149L178 144H179L180 142L177 143L178 140H179V138L177 139V142L175 141V138H176V137H181V134L179 135V133H181V132L178 133L177 130H175L179 136L176 135L175 138H174V137H173L174 134H171V132L169 133ZM178 131H179V130H178ZM181 131H182V129H181ZM195 131H196V130H195ZM199 131H200V130H199ZM205 131H206V130H205ZM228 131H229V129H228ZM243 131H242V133H243ZM260 131L262 132V130H260ZM76 132H77V131H76ZM76 132H75V133H76ZM146 132H147V131H146ZM146 132H143V134H144V133L146 134ZM173 132H174V131L172 130V133H173ZM176 132H175V134H176ZM201 132H202V131H201ZM201 132H200V133H201ZM210 132H211V131H210ZM231 132H233V131H231ZM235 132H236V130H235ZM240 132H241V131H240ZM73 133H74V132H73ZM91 133H92V131H91ZM106 133H107V134H106ZM108 133H110V132H109V131H108V132L105 131V137H107L106 135H108ZM121 133H122V132H121ZM124 133H125V135L127 134V132H125V131H124ZM140 133H141V134H140ZM184 133H185V132H184ZM205 133H206V132H205ZM205 133H204V134H205ZM216 133H217V132H216ZM233 133H234V132H233ZM238 133H239V132H238ZM238 133H234V134H238ZM112 134H113V133H112ZM129 134H127L126 136H128ZM132 134H133V135H132ZM136 134H135V136L132 137V138L135 137V141H136L137 139H138V140L140 139V138H137V139H136V136H138V135H136ZM143 134H142V135H143ZM148 134H147V135H148ZM202 134H203V133H201V135H202ZM214 134H215V133H214ZM227 134H228V133H227ZM239 134L241 135V133H239ZM257 134H258V135H257ZM78 135H79V134H78ZM131 135H132V136H131ZM182 135H183V134H182ZM184 135H185V134H184ZM225 135H226V134H225ZM225 135H224V136H225ZM231 135H233V134L231 133ZM231 135H230V136H231ZM100 136H101V134H100ZM103 136H104V133H103ZM109 136H111V133H110ZM112 136H113V135H112ZM114 136H115V135H114ZM150 136H151V135H150ZM150 136H149V137H150ZM211 136L213 137V135H211ZM211 136H210V138H211ZM219 136H220V135H219ZM228 136H229V135H228ZM145 137H148V136H145ZM149 137H148V138H149ZM182 137H184V136H182ZM203 137L205 138L206 136L203 135ZM214 137H215V136H214ZM214 137H213L212 139H214ZM235 137H236V136H235ZM262 137H263V136H262ZM112 138H113V137H112ZM127 138L129 139V136H128ZM142 138H143L142 140L145 139L144 137H142ZM148 138H146V139H148ZM197 138H200V135L198 136V133H197ZM204 138H203V139H204ZM230 138H232V137H230ZM99 139H100V138H99ZM121 139H122V138H121ZM149 139H150V138H149ZM149 139H148V140H149ZM151 139H152V137H151ZM181 139L183 140V138H181ZM181 139H180V140H181ZM212 139H210V141H212ZM221 139H222V138H221ZM248 139H247V140H248ZM106 140H107V139H106ZM182 140H181V141H182ZM201 140H202V138H201ZM201 140H200V142H201ZM207 140H208V139H207ZM244 140H245V139H244ZM97 141H98V140H97ZM97 141H96V142H97ZM129 141H130L129 143H130V145H131V144H132V142H131L132 140H129ZM153 141H154V136H153V140H152V142H153ZM184 141H185V140L182 141L183 144L185 143ZM204 141H206V140L204 139ZM204 141L202 140V143H203ZM210 141H209V142H210ZM221 141H222V140H221ZM230 141H231V140H230ZM251 141H252V142H251ZM261 141H262V138H261ZM261 141H260V142H261ZM138 142H140V140H139ZM143 142H144V141H143ZM152 142H151V144L149 143V145H151V147H152ZM182 142H181V143H182ZM206 142H207V141H206ZM206 142H205V143H206ZM215 142H216V141H215ZM226 142H227V141H226ZM93 143H95V141H94ZM99 143H100V142H99ZM129 143H128V144H129ZM145 143H148L147 140H146ZM250 143H249V145H251ZM254 143L252 144L253 146H254ZM85 144H86V143H85ZM96 144H98V142H97ZM136 144H137V143H135V144H133V145H136ZM140 144H141V143H139L138 145H140ZM171 144L169 143V146H170ZM183 144H181V145H183ZM216 144H217V142H216ZM261 144H262L261 147H264V145H263L264 143H261ZM138 145H137V146H138ZM172 145H171V146H172ZM181 145H180V147H181ZM206 145H207V144H205V146H206ZM208 145H209V144H208ZM211 145H212V142H211ZM259 145H260V143H259ZM259 145L256 144V148H255V149H257V146H259ZM142 146H143V145H142ZM142 146H140L139 148H141ZM146 146H148V144H147ZM209 146H210V145H209ZM131 147L133 148V146H131ZM148 147L151 148L150 146H148ZM259 147H260V146H259ZM126 148H127V147H126ZM142 148H143V147H142ZM166 148H168V147H166ZM181 148H182V147H181ZM183 148H185V146H184ZM208 148H209V147H208ZM145 149H146V148H145ZM168 149H170V148H168ZM172 149H173V148H172ZM178 149H179V148H178ZM261 149H262V148H261ZM146 150H147V149H146ZM146 150H145V151H146ZM154 150H155V152L153 151L154 153H156V151H157V152L159 151V150H156V149H154ZM181 150H182V149H181ZM250 150H251V148H250ZM250 150H249V151H250ZM257 150H258V149H257ZM257 150H256V151H257ZM145 151L143 150L142 152H145ZM161 151H162V150H161ZM161 151H160V152H161ZM172 151L175 152L174 149H173ZM251 151H253V149H252ZM254 151H255V150H254ZM256 151H255L254 153H256V154H258V155H260L259 153H264V152H262V150H261V152L258 150V151H259L258 153H257ZM263 151H264V149H263ZM146 152H147V151H146ZM177 152H178V151H177ZM177 152H176V153H177ZM179 152L181 153V151H179ZM179 152L177 153V155L179 154ZM184 152H186V151H184ZM184 152H183V154H184ZM148 153H149V152H148ZM148 153H147V155H149ZM151 153H152V151H151ZM154 153H153V154H154ZM161 153H162V152H161ZM171 153H172V152H171ZM187 153H188V152H187ZM248 153H249V152H247V154H248ZM144 154H145V153H144ZM163 154H164V153H163ZM173 154H174V153H173ZM181 154H182V153H181ZM154 155H155V154H154ZM160 155H162V154H160ZM177 155L174 154V157L177 156ZM179 155H180V154H179ZM258 155H256V156L258 157V160L262 159V157L259 159V156H258ZM263 155H264V154H263ZM263 155H262V156H263ZM137 156H138V155H137ZM145 156H146V155H145ZM149 156H150V155H149ZM156 156H158L157 153H156ZM172 156H173V155H172ZM251 156H252V155H251ZM251 156H250V157H251ZM119 157H121V156H119ZM132 157H133V156H132ZM139 157H140V156H139ZM139 157H137V159H136V158H135V159L138 161V160H140V159L142 158V157H140V159H138ZM143 157H144V156H143ZM167 157H168V156H167ZM250 157H249V158H250ZM253 157H254V156H253ZM145 158H146V157H145ZM145 158H144V159H145ZM159 158H160V156H159ZM161 158H162V157H161ZM171 158H172V157H171ZM177 158H180V156H179V157L177 156ZM181 158H182V157H181ZM131 159H134V157L131 158ZM135 159H134L133 161H136ZM142 159H143V158H142ZM142 159H141V161H144V160H142ZM165 159H166V158H165ZM165 159L163 158V160H165ZM246 159H247V158H246ZM246 159H245V160H246ZM169 161H170V160H169ZM139 162H140V161H139ZM139 162H137V163H139ZM244 162H245V161H244ZM247 162H249V161H247ZM256 162H257V161H256ZM260 162H263L262 164L264 165V160H263V159H262V161H260ZM152 163H153V162H152ZM152 163H151V164H152ZM154 163H155V162H154ZM164 163H165V162H164ZM164 163H163V164H164ZM197 163H198V162H197ZM142 164H143V163H142ZM158 164H159V163H158ZM249 164H250V163H249ZM252 164H253V163H252ZM255 164L257 165V164H259V162L255 163ZM145 165H146V164H145ZM148 165H149V164H148ZM148 165H146V166H148ZM161 165H162V164H161ZM256 165H255V166H256ZM149 166H150V165H149ZM155 166H156V165L153 164L151 167L155 168ZM158 166H159V168H160V165H158ZM158 166H157V167H158ZM246 166H248V164H247ZM249 166H250V165H249ZM249 166H248V167H249ZM250 167H251V166H250ZM258 167H259V165L257 166V168H258ZM200 168H201V167H200ZM252 168H254V166H252ZM252 168H250L251 171H253ZM257 168H255V170H257V172H258V169H257ZM161 169H162V168H161ZM165 169H166V168H165ZM169 169H170V168H169ZM169 169H168V170H169ZM181 169H184V168H181ZM214 169H215V168H214ZM246 169H247V168H246ZM153 170H154V169H153ZM156 170H157V169H156ZM249 171H250V170H249ZM249 171H248V172H249ZM173 172H174V171H173ZM184 172H185V171H184ZM259 172H260V170H259ZM261 172H262V171H261ZM261 172H260V177L262 176L261 174H264V173H261ZM252 173H253V172H252ZM254 173H255V172H254ZM181 174H182V171H181ZM177 175H178V174H177ZM191 175H192V174H191ZM255 175H256V173H255ZM257 175H258V174H257ZM192 176H193V175H192ZM250 177H251V176H250ZM252 177H253V176H252ZM258 177H259V176H258ZM185 179H186V178H185ZM185 179H184V180H185ZM194 179H195V178H194ZM182 191H183V190H182ZM195 206H198V204H195ZM197 209L199 210L200 208L197 207ZM197 213H198V212H197ZM199 213H201V212L199 211ZM205 214H206V213H205ZM205 216H206V215H205ZM202 217H203V216H202ZM230 218H231V217H230ZM230 218H229V219H230ZM224 219H225V218H224ZM203 220H205V217H204ZM234 220H235V218H234ZM226 221H228V219H227ZM231 221H232V220H231ZM222 223H223V222L221 221V222H220V226L222 225ZM227 223H228V222H227ZM235 223H236V221H235ZM241 223H242V220H241ZM228 224H229V223H228ZM228 224H227V225H228ZM224 225H225V224H224ZM229 226H230V224H229ZM232 226H233V225H232ZM222 227H223V226H222ZM226 227H227V226H226ZM203 228H204V226H203ZM220 228H221V227H220ZM205 229H206V228H205ZM224 229H225V227H224ZM229 231H231V230H229ZM234 231H235V230H234ZM217 232H218V231H217ZM232 232H233V231H232ZM232 232H231V233H232ZM30 243H31V242H30Z\"/></svg>",
	"mask_w": 264,
	"mask_h": 264
},
{
	"label": "crops",
	"instance_id": "obj_3",
	"mask_svg": "<svg viewBox=\"0 0 264 264\" xmlns=\"http://www.w3.org/2000/svg\"><path fill=\"white\" fill-rule=\"evenodd\" d=\"M44 254H46V253L44 252ZM45 260H46L45 257L40 258L37 264H55L54 258H52L51 260L50 259L46 260V261ZM6 263H8V261H6Z\"/></svg>",
	"mask_w": 264,
	"mask_h": 264
}]
</instances>
